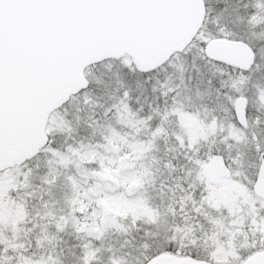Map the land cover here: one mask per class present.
<instances>
[{
	"label": "snow or ice",
	"instance_id": "obj_1",
	"mask_svg": "<svg viewBox=\"0 0 264 264\" xmlns=\"http://www.w3.org/2000/svg\"><path fill=\"white\" fill-rule=\"evenodd\" d=\"M0 264H264V0H0Z\"/></svg>",
	"mask_w": 264,
	"mask_h": 264
}]
</instances>
